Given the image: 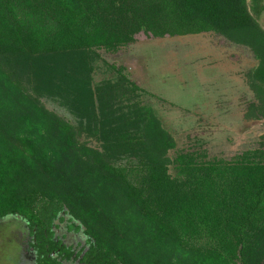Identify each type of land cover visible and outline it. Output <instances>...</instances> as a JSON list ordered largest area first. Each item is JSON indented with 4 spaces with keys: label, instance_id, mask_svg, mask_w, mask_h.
Listing matches in <instances>:
<instances>
[{
    "label": "trees",
    "instance_id": "trees-1",
    "mask_svg": "<svg viewBox=\"0 0 264 264\" xmlns=\"http://www.w3.org/2000/svg\"><path fill=\"white\" fill-rule=\"evenodd\" d=\"M263 14L264 0H0V221L27 223L37 264L73 257L56 239L66 211L89 238L85 264H264V151H176L124 68L93 80L102 53L141 33H218L255 53L264 87Z\"/></svg>",
    "mask_w": 264,
    "mask_h": 264
},
{
    "label": "rangeland",
    "instance_id": "rangeland-1",
    "mask_svg": "<svg viewBox=\"0 0 264 264\" xmlns=\"http://www.w3.org/2000/svg\"><path fill=\"white\" fill-rule=\"evenodd\" d=\"M264 29V14L260 17ZM104 62L93 75L95 85L112 81L110 66L145 93L136 100L153 110L176 143V151L195 152L204 159L236 161L251 152L264 151V87L253 75L259 65L248 47L218 33L153 39L141 33L136 43L116 54L102 53ZM44 105L71 123L65 107L49 98ZM103 151L99 138L87 141ZM176 151H172L174 155ZM57 221L56 239L77 254L63 264H84L81 254L91 245L85 228L67 211ZM80 227L79 232L70 227ZM27 223L19 217L0 221V264H37Z\"/></svg>",
    "mask_w": 264,
    "mask_h": 264
},
{
    "label": "flooded vegetation",
    "instance_id": "flooded-vegetation-1",
    "mask_svg": "<svg viewBox=\"0 0 264 264\" xmlns=\"http://www.w3.org/2000/svg\"><path fill=\"white\" fill-rule=\"evenodd\" d=\"M63 244H64V243H63ZM67 248H69V247H67ZM31 249H32V248H31ZM33 251H34V250H33ZM34 252H35V251H34ZM72 252L74 253L73 250H72ZM86 253H87V252H84L83 254L80 255V256H81L80 258H82V262H83V260H84V258H85ZM55 254H57V255L59 256V252H58V253H55ZM55 254H54V255H55ZM76 255H77V254H73V257L71 258V261L74 259V257H76ZM36 257H37V256H36ZM65 261H66V260H65ZM84 264H85V263H84Z\"/></svg>",
    "mask_w": 264,
    "mask_h": 264
}]
</instances>
